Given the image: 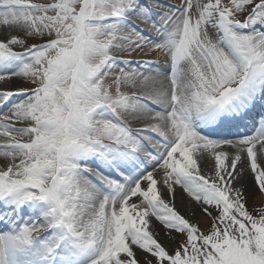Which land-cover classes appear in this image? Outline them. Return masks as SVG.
Returning a JSON list of instances; mask_svg holds the SVG:
<instances>
[{"label":"snow or ice","instance_id":"snow-or-ice-1","mask_svg":"<svg viewBox=\"0 0 264 264\" xmlns=\"http://www.w3.org/2000/svg\"><path fill=\"white\" fill-rule=\"evenodd\" d=\"M0 83V264H264V0H0Z\"/></svg>","mask_w":264,"mask_h":264},{"label":"rangeland","instance_id":"rangeland-1","mask_svg":"<svg viewBox=\"0 0 264 264\" xmlns=\"http://www.w3.org/2000/svg\"><path fill=\"white\" fill-rule=\"evenodd\" d=\"M0 87H10V86L7 83H0ZM247 186H248V189H249V193H254L255 192V189H254V186H253V180H252V177L250 175H249V182L247 183ZM254 203L255 204H260V203H262V201L260 199L259 200L257 199V200L254 201L251 198V195H249L248 205L247 206H248L250 211L252 210ZM201 216H202V214L197 211V214L195 216H186V217L191 219L193 222L197 223L198 226L201 228V230H206L210 222L209 221H205V224L203 226V224L200 223V217ZM164 243H165V246L168 248V250L172 251L174 245L171 242L164 241Z\"/></svg>","mask_w":264,"mask_h":264},{"label":"bare ground","instance_id":"bare-ground-1","mask_svg":"<svg viewBox=\"0 0 264 264\" xmlns=\"http://www.w3.org/2000/svg\"><path fill=\"white\" fill-rule=\"evenodd\" d=\"M10 87H0V89H11L13 87H15V85H9ZM0 163H3L2 159H0ZM249 182V175L246 176L245 178V183L247 184ZM167 198V196L165 197ZM183 198V200L185 201V203L187 202V197L182 193V191L178 190L177 193H176V207L178 209V211H180V213L182 215H185V216H192L191 213L189 212H186L185 210V205L181 203V199ZM259 200V199H258ZM205 219L203 216L200 217V223L205 224ZM153 224H155V221H153ZM168 242V241H166Z\"/></svg>","mask_w":264,"mask_h":264}]
</instances>
